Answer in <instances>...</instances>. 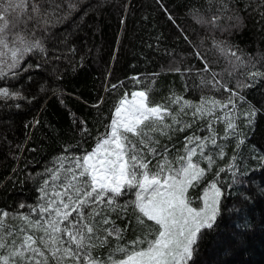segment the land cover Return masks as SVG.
<instances>
[{"label":"trees","instance_id":"1","mask_svg":"<svg viewBox=\"0 0 264 264\" xmlns=\"http://www.w3.org/2000/svg\"><path fill=\"white\" fill-rule=\"evenodd\" d=\"M55 2L62 7L51 17L54 26L47 32L36 31L34 37L26 33L30 40H41L46 53L29 55L22 67H32L18 77L0 79V87L22 97L0 98V210L27 212L19 205L36 204L40 195L38 174L51 167L66 148L77 152L76 146L82 144L91 149L92 138L104 132L118 99L132 90V77L143 81L135 86L137 90L151 88L150 99L161 103L171 93L199 101L202 93L196 87V70L203 63L196 51L211 62V70L221 74L230 88L235 87L238 79L246 80L241 73L264 71L261 0H227L229 10L224 15L238 16L239 22L222 17L216 28L195 20L196 9L205 17L212 15L206 0ZM70 3L76 5L74 10L68 8ZM214 42L230 50L228 55L215 48ZM233 51L247 68H238L229 76L233 63H238L230 55ZM253 64L256 69L251 67ZM174 67L181 72L191 68L192 72L182 77L181 73L167 71ZM155 73L159 75L154 76ZM112 85L117 87L112 89ZM203 94H214L218 99L229 95L222 90ZM241 94L261 111L251 128L245 127L241 118L239 123L246 139L235 152V140L221 141L226 155L216 161L218 167L225 169L218 178L223 193L220 215L214 229L199 241L190 264H264V162L259 159L264 156V80L241 90ZM241 106L246 104L241 102ZM80 121L89 129L90 136L82 133ZM215 128L222 133V124ZM195 130L196 127L177 133L171 141L161 138V142L174 146L175 153L182 149L184 136ZM197 134L203 136L205 132ZM233 155L235 161L231 159ZM232 163L238 166L234 169L235 178L228 170ZM216 170L214 167L199 187L189 189L194 207L199 205L197 197L207 182L215 178ZM113 219L124 227L126 221L117 219L115 214ZM132 239L135 234L129 230L126 240ZM111 243L114 246L116 241ZM96 254L106 257L107 249H98Z\"/></svg>","mask_w":264,"mask_h":264},{"label":"snow or ice","instance_id":"2","mask_svg":"<svg viewBox=\"0 0 264 264\" xmlns=\"http://www.w3.org/2000/svg\"><path fill=\"white\" fill-rule=\"evenodd\" d=\"M206 2L212 15L205 17L196 9L197 23L216 28L222 17L239 22L238 16L224 15L229 10L227 0ZM261 3L264 7V0ZM61 7L55 0H0V79L18 77L32 67H22L29 55L46 53L41 40H30L26 33L34 37L36 31L47 32L54 26L51 17ZM68 8L74 10L76 5L70 3ZM214 47L226 56L230 51L216 42ZM195 55L203 63L196 70V87L202 93L199 101L171 93L155 103L149 96L151 88L137 90L135 86L143 81L132 77V90L118 99L104 132L92 138L91 149L82 144L76 146L77 152L66 148L65 154L38 174L40 195L36 204L19 205L27 212L0 210V264H190L199 241L214 229L220 215L223 193L218 178L225 169L216 161L226 155L221 141L235 140V152L246 139L241 118L244 126L251 128L261 111L246 101L241 90L264 80V71L253 64L256 70L241 73L246 80L238 79L230 88L221 74L211 70L205 56L199 51ZM230 55L238 63H233L229 76L238 68H247L236 52ZM167 71L183 77L192 69L181 72L174 67ZM221 90L229 93L227 98L203 94ZM0 98L22 97L0 87ZM80 124L82 133L90 136L84 122ZM216 124L223 125L222 133L216 130ZM194 127L196 130L184 136L182 149L175 153L174 146L161 142V138L171 141L177 133ZM200 131L205 134H197ZM231 159L235 161L236 155ZM259 159L264 162V156ZM214 167L215 178L207 182L197 197L199 205L194 207L189 189L199 187ZM234 169L238 166L230 164L233 178ZM113 214L126 221L123 228ZM129 230L135 239L126 240ZM112 240L116 241L114 246ZM101 248L107 249L106 257L94 255Z\"/></svg>","mask_w":264,"mask_h":264}]
</instances>
